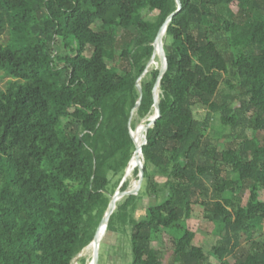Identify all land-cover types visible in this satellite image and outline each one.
I'll list each match as a JSON object with an SVG mask.
<instances>
[{"label": "trees", "instance_id": "1", "mask_svg": "<svg viewBox=\"0 0 264 264\" xmlns=\"http://www.w3.org/2000/svg\"><path fill=\"white\" fill-rule=\"evenodd\" d=\"M180 1L143 180L116 204L104 238L129 224L130 264H264V0ZM176 9V0H0V264H71L92 241L135 149L136 80ZM158 75L149 68L140 80L138 119L156 114ZM197 104L217 126L195 118ZM193 211L215 225L210 252L193 244Z\"/></svg>", "mask_w": 264, "mask_h": 264}, {"label": "rangeland", "instance_id": "2", "mask_svg": "<svg viewBox=\"0 0 264 264\" xmlns=\"http://www.w3.org/2000/svg\"><path fill=\"white\" fill-rule=\"evenodd\" d=\"M143 13L146 14V18L153 20L155 16L157 15V11L153 10L152 12H147L146 10H143ZM93 28L98 31L100 30V22H96L93 25ZM122 30H119V35H122ZM168 41L166 37L164 36L163 42ZM58 51H62V49L57 45ZM156 64H150L149 68H160V59L158 56H156L155 60ZM109 64H112L111 61H108ZM127 66L126 62L124 60H118L116 62V68L118 72H122L123 69ZM8 78L2 75V72L0 71V88L4 87V84ZM153 111V109H152ZM193 113L196 119L204 120L206 119L208 115V109L203 105H195L193 106ZM147 118V117H146ZM146 118L138 119L136 114H134L132 121L135 124V128H132V131L134 133L141 134V123L145 122ZM210 123H214L216 126L218 125V117L215 115L209 116ZM136 133V134H137ZM246 133L248 135L253 134L252 129H246ZM258 137L260 139H263V135L258 134ZM117 177H113L112 181H116ZM129 184L128 187H130L131 182L133 180H136L137 183V175L133 174L132 177L127 178ZM132 180V181H131ZM122 181V180H121ZM120 185V184H119ZM119 190V186L115 188V192ZM259 198L260 200L264 201V189H261L259 191ZM122 200V197H120L117 200V203ZM143 214L141 211H136L135 216L140 217ZM193 218L188 220V226L195 231V237L193 239V244L197 246L203 247L206 251H211V248L213 244L216 241L217 235L215 233V225L208 221L207 219L203 218V216L200 214L199 211H193ZM86 248L82 250L80 254H78L71 262V264H82L81 261H79L80 257L85 258V263L88 264L92 263V253L93 250H91V253L84 254ZM90 258V259H89ZM87 259V260H86ZM210 259L214 260L217 259V255L214 252L210 253ZM228 262L232 263L233 258L232 256H226L225 257ZM131 263V252H130V226L129 224H126L124 229H120L119 227H116L115 229L111 230L107 236L104 238V236L101 239L100 247H99V258L97 264H130Z\"/></svg>", "mask_w": 264, "mask_h": 264}, {"label": "water", "instance_id": "3", "mask_svg": "<svg viewBox=\"0 0 264 264\" xmlns=\"http://www.w3.org/2000/svg\"><path fill=\"white\" fill-rule=\"evenodd\" d=\"M176 3H177V9L174 10L172 13H170L166 17V19L162 23V25L159 27V29L157 31V34H156V36L154 38V41L152 43L153 52L151 54V57H150L149 61L147 62V65H146L143 73L136 80V86H137V88L139 90V97H138V99L136 101L135 107L131 110L129 121H128L129 133H130V136H131V138L133 140L135 149L133 151V154H132L131 158L129 159V161L127 163V166L125 168L124 176H123L122 181H121L119 186H121V184L126 180L127 174H128V168H129L133 158H135L137 160V169H138L137 183L135 185H133L132 187H128L127 186V188L124 189V190H120L119 189L116 193H114L112 195V197L110 199V202H109V204L107 206V209L104 212V214L102 216V219H101V221H100V223H99V225H98V227H97V229L95 231V234L93 236L92 241L85 247V248H87V247H89L92 244V249H93L92 264H97L98 263L99 247H100V243H101L100 232L102 230L106 231V227H107V224H108V221H109V217H110L111 213L114 211V209L116 208L117 200L120 197H123L125 195L137 194L139 189H140L142 180H143V163H141L140 155H142V159H143V162H144V158H143V154H142V146L147 141V139H146L147 130L150 127L153 126V124L155 123L156 119L160 115V108H159V92H160V89H159V85H160V79H161L162 75L165 73V71L167 69V58H166V53H165V50H164V47H163L162 36H163V33L166 32L167 25H168L169 21L171 20L172 16L181 7V1L180 0H176ZM156 56H158V58L160 59V63H161L160 68H159V75H158L157 80H156V82H155V84L153 86V100H154V102H153V110L155 109L156 114H155V116L152 119H148L147 120V118H146V121L141 125L142 132H144V133H143V143L139 146V145L136 144V142H135V140L133 138L132 129L130 128V123H131L132 117H133V115L135 113V110L139 106L141 98H142L140 80H141L142 76L149 70V66L155 60ZM104 234H105V232H104ZM104 234H103V236H104Z\"/></svg>", "mask_w": 264, "mask_h": 264}, {"label": "bare ground", "instance_id": "4", "mask_svg": "<svg viewBox=\"0 0 264 264\" xmlns=\"http://www.w3.org/2000/svg\"><path fill=\"white\" fill-rule=\"evenodd\" d=\"M164 36H165V32L163 33V36H162V39L164 38ZM164 45V44H163ZM151 64H156V61H153ZM146 121V120H145ZM144 122H142L141 123V125L143 124ZM137 133V132H136ZM136 133H134V131H132V135H133V138H134V140H135V142H136V144L137 145H141L142 143H143V133L144 132H142V129H141V134H136ZM138 141V143H137V141ZM140 159H141V163H143V159H142V155H140ZM136 159L135 158H133L132 159V161H131V164H130V166H129V168H128V178L129 177H132V175L134 174V168H135V164H136ZM132 181V180H131ZM136 184V180H133L132 182H131V185H130V187H132L133 185H135ZM104 232H105V230L103 231H101L100 232V239H102V237H103V234H104ZM91 250H93L92 249V244L89 246V247H87L86 249H85V251H84V254H88L89 252L91 253ZM90 259V258H89ZM87 260V259H86ZM89 261L90 260H88V264H89ZM92 264V263H91Z\"/></svg>", "mask_w": 264, "mask_h": 264}, {"label": "crops", "instance_id": "5", "mask_svg": "<svg viewBox=\"0 0 264 264\" xmlns=\"http://www.w3.org/2000/svg\"><path fill=\"white\" fill-rule=\"evenodd\" d=\"M90 264V263H89Z\"/></svg>", "mask_w": 264, "mask_h": 264}]
</instances>
